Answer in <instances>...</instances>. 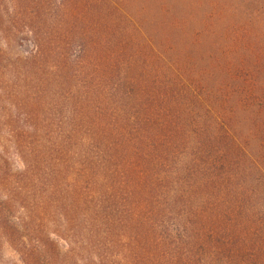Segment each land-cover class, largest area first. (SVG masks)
<instances>
[{"label": "trees", "instance_id": "1", "mask_svg": "<svg viewBox=\"0 0 264 264\" xmlns=\"http://www.w3.org/2000/svg\"><path fill=\"white\" fill-rule=\"evenodd\" d=\"M234 1H32L59 75L25 106L83 149L0 163L22 264H264V0Z\"/></svg>", "mask_w": 264, "mask_h": 264}, {"label": "rangeland", "instance_id": "2", "mask_svg": "<svg viewBox=\"0 0 264 264\" xmlns=\"http://www.w3.org/2000/svg\"><path fill=\"white\" fill-rule=\"evenodd\" d=\"M32 1L0 0V163L11 165L9 168L13 173L24 171L27 165L30 170H35V161L36 171L39 172L42 163L38 160V153H79L83 149V144L78 141L77 135L70 132V128L69 134L65 135L63 132V136L55 124L50 126L46 123L49 114L42 110L43 102L25 106L29 98L27 89L32 92L36 81H39V85L42 83L41 88L46 89L44 79L56 81V76L59 75L54 45L51 48L44 47L42 51L35 48L37 41L27 34V26L31 25L28 23L32 18L41 25L46 20L52 24L57 23L60 11L57 13V20L54 19L55 15L43 20L37 15V6ZM241 5V1L236 0L229 4L232 9H238ZM57 6L58 4L53 5V10H58ZM40 104L42 106H38ZM21 130L25 131L24 140L13 135L21 133ZM51 130L56 131L54 136L46 133ZM57 173L58 171L53 175L48 174L53 185L64 175L62 173L55 178ZM38 174L43 175L44 172ZM65 174L69 176L66 171ZM31 200L32 198L29 203ZM0 264H22L15 250L4 241L0 244Z\"/></svg>", "mask_w": 264, "mask_h": 264}]
</instances>
